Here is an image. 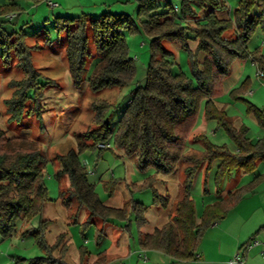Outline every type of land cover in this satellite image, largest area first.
<instances>
[{"label":"trees","instance_id":"16d2710c","mask_svg":"<svg viewBox=\"0 0 264 264\" xmlns=\"http://www.w3.org/2000/svg\"><path fill=\"white\" fill-rule=\"evenodd\" d=\"M257 1L240 0L234 16L220 17L217 10L227 7L223 0H182L181 6L171 2L162 4L160 0H139L142 26L152 38L146 84L137 85L133 90L115 126L111 125L110 118L113 107L117 106L107 100L93 102L97 124L87 134L91 143L79 141L77 150L71 149L59 156L61 166L56 176L60 181L69 177V185L61 188V199L66 207L76 209L74 216L79 217L80 209L84 208L87 214L85 223L93 222L97 215L105 222L114 219L131 221L129 214L136 211L139 243L143 249H157L177 260L196 256L205 230L225 217L249 191V186L229 191L223 199L206 205L198 220L191 195L195 172L205 166L208 169L214 159H220L215 177L219 191L226 171L236 168L251 172L259 161L264 160V138L256 141L250 139L247 127L237 129L214 100L218 82L230 73L231 64L236 58H252L262 71L261 77H264V54L248 49V41L257 28L264 32V9L250 16ZM194 3L210 8L204 17L197 16ZM17 6H0V14L8 15ZM190 18H197L196 22L189 23ZM55 26L60 34L65 33L69 69L77 87L81 86L89 71L88 59L92 55L90 34L93 35L96 57L92 60L89 86L98 91L114 86L124 87L133 82L136 65L130 56L125 32L138 26L130 14L104 11L97 16L88 12L80 16L58 15ZM27 36L23 26L11 33L0 31L3 60L10 61L12 53L16 52L27 73V77L20 82L19 90L6 100L10 119L16 121L34 113L41 117L40 97L48 82L42 84L39 81L41 74L33 68ZM191 39L197 41L195 48L189 44ZM47 40L50 41L48 37ZM164 40L178 41L187 51L192 77L182 70H175L174 52L164 46ZM200 51L205 53L201 60L198 58ZM202 100H205V117L217 119L228 130L237 143L238 154L211 143L202 133L195 139L202 141L204 151H183L195 127L196 113ZM27 103L34 105L27 108ZM248 111L254 113L264 126L263 108L250 103ZM111 140L126 155H135L142 170L152 166L157 174L167 175L177 168L180 161L187 163L183 186L175 201L173 219L152 233L140 232L147 223V208L143 203L130 199L121 207L107 206L96 193L94 184L88 180V171L80 159L81 151L88 148L114 150L99 146ZM47 161L46 154L33 140L9 136L0 127V230L4 235L12 234L20 221L28 222L42 211L48 200L44 181ZM155 180L157 178L154 176L148 178L146 183L152 185ZM154 202L168 207L169 196L155 190ZM42 223L41 228H46L51 220L46 219ZM124 227L128 228V223ZM101 231L103 235L104 228ZM39 242L48 248L52 263L67 264L53 256L58 242L53 246L47 245L44 239ZM105 251L99 255H105ZM104 264H110V261Z\"/></svg>","mask_w":264,"mask_h":264},{"label":"rangeland","instance_id":"374dc122","mask_svg":"<svg viewBox=\"0 0 264 264\" xmlns=\"http://www.w3.org/2000/svg\"><path fill=\"white\" fill-rule=\"evenodd\" d=\"M48 1L0 0L1 7L8 4L18 5V8L11 12L16 14L12 19L8 18L7 14H0V31L6 30L11 33L19 29L18 26L23 19L22 26L28 34L27 44L31 47L33 68L41 74L39 81L42 84L48 81L43 87L40 97L41 117H37L34 113L26 115L21 121L10 119L6 100L12 98L19 90L20 82L27 77V73L16 52L12 53L10 61L3 60V50L0 45V127L5 129L9 136L33 140L40 146L48 160L44 175L48 200L44 203L40 213L35 214L28 222L20 221L17 230L12 234L4 235L0 230V264H56L50 261L51 255L48 248L39 242L41 239L51 246L58 242L53 256L67 264H104L109 261L110 264H171L169 262L171 256L157 249L146 250L147 260L139 257V251L136 249L141 246L136 211L130 212L131 221L129 219H111L110 223L103 221L100 215H97L93 222L85 223L87 214L84 208L80 209L79 217L74 216L76 209L66 207L61 199V188L64 185H69V177L66 176L60 181L56 176V172L61 166L59 162L61 154H66L71 149L77 150L79 141L91 143L87 134L97 124L93 102L107 100L117 106L113 107L110 118L111 125L115 126L132 97L133 90L137 85H145L147 82L152 38L142 26V16L138 12L139 0H112L107 5L104 4V8L100 7L94 13L97 16L104 11L124 12L130 14L138 26L137 29L125 32L130 56L136 65L135 79L124 87L114 86L98 91H94L88 81L92 60L96 57L93 35L90 34L89 41V48L92 52L88 59L89 71L81 86L77 87L73 83L69 69L65 33L60 34L55 26V17L61 8L52 7ZM160 1L162 4L167 2L180 6L182 4V0ZM223 1L227 7L224 10H217L218 15L220 17L234 16V11L240 0ZM193 8L198 17H204L210 9L196 3L193 4ZM262 9H264V0H258L250 16H254ZM66 13L63 11L64 15L68 14L69 16L83 14L82 10H72ZM196 19L190 18L188 22H196ZM47 37L50 41L47 40ZM163 44L174 52L175 70H182L192 77L189 56L181 44L171 40H164ZM189 44L191 48H195L197 41L191 39ZM248 49L252 52L259 50L264 54V32L260 27L250 37ZM204 55L205 53L200 51L199 60L204 58ZM259 71L257 63L250 57L234 59L230 73L223 76L218 82V91L214 98L237 129L242 126L247 127V135L253 141L264 138V126L254 113L248 111L250 103L264 109V77L258 76ZM33 105L27 103V108H32ZM200 133L204 134L211 143L224 146L231 153H239L237 143L228 130L217 119L205 117V100H202L198 107L195 127L183 147L185 153L204 151L202 141L195 139ZM99 146L102 148L111 147L114 150L99 151L88 148L81 151L80 159L88 171L89 182L94 184L95 191L103 203L112 207H121L130 199L143 203V206L147 208L146 216L148 218V222L142 228L145 232H151L156 227H162L172 221L175 201L183 186L187 163L180 161L177 168L170 174H157L155 167L152 166L145 170L140 169L136 156L126 155L124 151L115 146L113 140L108 143H100ZM220 163V159H214L208 169L205 166L194 174L191 195L199 219L204 206L217 200L215 177ZM261 163L251 172L235 168L226 171V174L223 175L221 193L245 184L249 186V191L245 194L242 203L229 211L227 218L218 220L214 230L211 231L213 228L211 226L205 230L198 251L203 243L212 251L210 255L212 258L221 257L222 259L227 256L229 258L231 254H221H224L226 248L220 250L221 253L219 252L218 244L221 241L230 242L233 237L239 234L244 235L246 224H249L253 220L252 218H257L259 214L262 216L264 210V160ZM154 176L157 180L152 185L146 183L148 178ZM155 190L169 196L168 207L155 204ZM75 206H77L76 203ZM46 219L51 220V223L46 228H41L42 221ZM125 223H128L129 230L127 231L121 229ZM102 228H104L103 235ZM39 229H42L43 232H37ZM129 246L131 247L130 251L128 250ZM253 248L254 246L247 251L244 264L247 256H252ZM104 250H106L105 255H99ZM255 263L264 264V256L261 251Z\"/></svg>","mask_w":264,"mask_h":264},{"label":"crops","instance_id":"0c3cea01","mask_svg":"<svg viewBox=\"0 0 264 264\" xmlns=\"http://www.w3.org/2000/svg\"><path fill=\"white\" fill-rule=\"evenodd\" d=\"M53 1L58 2V5L52 6V7H54V8H57V7L58 8H61L60 11H58L59 13H57V16H58V15H64L63 14V11L69 13L72 10H77V11L78 10H82V12H88V13L94 14L97 9H99L100 7L101 8H104L105 7L104 4L107 5V3L110 2V1H112V0H53ZM63 5H66L67 7H61ZM22 24H24L23 19H22L21 24L18 26V28H20L22 26ZM258 76H261V75L259 74ZM261 161H263V160H261ZM261 161L258 162L256 168L259 165L262 164ZM242 186H244V185L238 186L237 188H240ZM245 186H246V184H245ZM237 188H235V189H237ZM221 189L222 188H220L219 191L217 189V200H215L214 202H216V201H218L220 199H223L227 195V193L229 191L235 190V189H232V190H229L228 192L226 191L225 193L224 192L221 193ZM244 198H245V195L237 203V205L235 206V208L242 203V201H243ZM206 205H208V204H206ZM205 206H204V208H205ZM204 208H203V210H204ZM228 216H229V214H227L225 217L227 218ZM225 217H223V218H225ZM251 218H252V216H251ZM197 219L200 220L198 218V216H197ZM252 219L253 220L249 224H246V228H245L246 233L244 235L239 234V235L233 237L230 240V242H223V241H221L218 244V250H219V252L221 253V251L226 248L227 250L224 252V254L223 253H221V254L222 255H226L227 253L228 254H231V255H229V258H228V256L226 258H222V259H221V257H219L217 259L212 258L210 256L211 253H212V251H210V249L208 248V246H205L202 243L200 250L199 251L197 250V254H196V256L194 258L186 259V260H177V259H174L171 256L170 257L171 261H169V262L171 264H230V262H228V260H230L232 258V256L240 248H242L243 246H245L246 243H248L249 241L253 240L252 238L258 239V240H261V241L264 240V210H263L262 216L259 214V216H257V218L254 217ZM248 220H249V218H248ZM147 222H148V218H147ZM218 222L219 221H216V222H214L211 225V227H213L211 229V231L216 228L215 225L218 224ZM122 228H123V231L129 230L128 228H125L124 226H121V229ZM142 228L140 229L141 230L140 232H143V233H152L157 227L153 231H151V232H145V231L142 230ZM128 250L129 251L131 250V247L130 246L128 247ZM136 250L139 251V257L142 258L141 257V252L143 250H147V249H143L142 247H139ZM261 250H262V245L261 244L255 245L254 248L251 250V251H253L252 256H250V255L247 256V259H246L245 264H248V262H250V264H256L255 263L256 262V258L259 256Z\"/></svg>","mask_w":264,"mask_h":264},{"label":"built area","instance_id":"2783aa9c","mask_svg":"<svg viewBox=\"0 0 264 264\" xmlns=\"http://www.w3.org/2000/svg\"><path fill=\"white\" fill-rule=\"evenodd\" d=\"M48 3L51 5V6H56L58 5V2H55L53 0H49ZM16 14L15 13H9L7 15L8 18L12 19ZM259 74H262V71H259ZM258 244H261L262 245V250H261V253L262 255L264 256V240L261 241V240H258V239H253L251 240L249 243H247L245 246H243L242 248H240L238 250V252L236 253V255L230 259V264H235V263H238V264H244V260H245V257L247 255V251L255 246V245H258ZM141 257L144 259V260H147L148 256H147V252L146 250H143L141 252Z\"/></svg>","mask_w":264,"mask_h":264}]
</instances>
